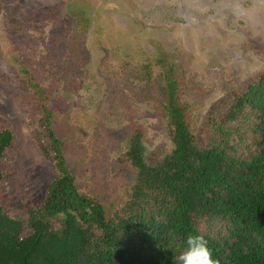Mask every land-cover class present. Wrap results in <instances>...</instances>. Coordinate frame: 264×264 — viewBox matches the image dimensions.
I'll list each match as a JSON object with an SVG mask.
<instances>
[{"label": "rangeland", "instance_id": "374dc122", "mask_svg": "<svg viewBox=\"0 0 264 264\" xmlns=\"http://www.w3.org/2000/svg\"><path fill=\"white\" fill-rule=\"evenodd\" d=\"M215 2L0 0V128L13 135L1 168L6 210L22 217L39 206L54 178L30 132L37 104L20 63L53 94L52 128L78 191L111 214L136 180L125 158L134 132L143 134L149 165L173 149L155 109L167 70L204 144L209 120L222 119L234 96L264 72V33L230 36L209 11Z\"/></svg>", "mask_w": 264, "mask_h": 264}, {"label": "trees", "instance_id": "16d2710c", "mask_svg": "<svg viewBox=\"0 0 264 264\" xmlns=\"http://www.w3.org/2000/svg\"><path fill=\"white\" fill-rule=\"evenodd\" d=\"M78 30L79 23L72 35ZM20 65L37 104L30 132L54 178L40 205L22 217L6 210L0 193V264H175L190 232L206 237L220 264H264V72L234 96L222 119L209 120L212 136L204 144L189 128L167 70L155 109L173 149L149 165L136 130L125 153L135 183L122 208L107 214L77 189L52 128L53 94ZM12 144V132L0 128V182Z\"/></svg>", "mask_w": 264, "mask_h": 264}, {"label": "clouds", "instance_id": "9594fccd", "mask_svg": "<svg viewBox=\"0 0 264 264\" xmlns=\"http://www.w3.org/2000/svg\"><path fill=\"white\" fill-rule=\"evenodd\" d=\"M216 26L226 28L234 38H244L246 33H264V0H216L210 6ZM175 264H220L206 237L190 232L174 256Z\"/></svg>", "mask_w": 264, "mask_h": 264}]
</instances>
